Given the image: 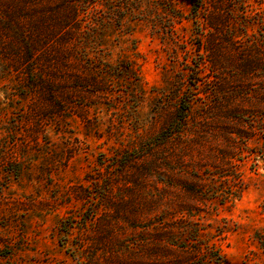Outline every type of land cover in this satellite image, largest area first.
<instances>
[{"label":"rangeland","instance_id":"rangeland-1","mask_svg":"<svg viewBox=\"0 0 264 264\" xmlns=\"http://www.w3.org/2000/svg\"><path fill=\"white\" fill-rule=\"evenodd\" d=\"M249 1L257 11H263L258 20L249 24L248 32L257 34L264 27V2L258 4V1L264 0ZM159 3L158 30L165 43L151 34L148 24L129 20L130 28L121 32V42L111 58L125 56L138 65L146 94L137 107L121 112L113 126L105 113H101L104 119L92 128L75 117L63 128L40 117L34 121L48 125L40 129L36 123L33 126V130L39 129L35 132L40 141L38 145L32 134L31 138L26 136L30 135L32 126L26 122L19 125L22 134L19 133L15 149L22 157L21 165L0 160V229L3 237L14 243L13 249L6 248L13 252L10 258H0V264H147L154 251L149 242L154 229L161 226L157 221L183 223L186 213L181 205L189 203L193 196L180 189L167 190L153 178L147 179L142 187L126 185L124 176H114L113 172L101 175L99 162L118 152H134L143 144L148 145V139L165 125L179 102L188 104L187 99L193 100L191 105L196 115L206 116L207 120L200 125V138L190 144L182 165L206 173L212 166H219L216 172L229 171L231 166L225 163L231 160L232 171L237 168L243 178L240 181L227 177L230 180L225 182L217 178L215 187L224 196L219 194L206 202V206L201 203L195 206L197 211H193L202 235L200 242L215 244L223 255V264H264V251L255 236L256 233L264 235V134L240 127L236 118L224 119L221 123L219 116L235 109L236 112H231L233 115L244 112L250 114L244 119L253 121L252 113L259 108L252 107L256 104L251 95H205L193 89L191 80L177 84L181 87L179 94L171 89L173 78L183 76L185 63L190 61L194 66L200 60L198 53L205 40V29L201 22L189 18L191 0H159ZM168 8L181 16L172 28L171 14L166 13ZM206 72L209 71L204 68L203 73ZM10 83L0 78V109H4L0 115L6 121L24 119L22 108L26 101L9 95ZM203 89L211 87L207 85ZM215 116L218 118L213 123L211 118ZM233 129H244L245 135L254 136L248 141L236 139L230 134ZM25 140L28 144H23ZM129 166L141 167L137 163ZM13 167L20 168L21 174L10 182L5 171ZM97 172L98 178L104 177L112 184L111 194L123 209L116 214L120 218L114 222L96 203L92 204L94 200L83 199L82 187L90 184L88 177ZM99 187L94 191H100L103 196L105 191ZM231 193L239 197L221 203ZM87 217H91L89 224L85 222ZM97 217L98 220L105 218L106 222L97 221ZM65 220H69L67 225H73L69 234L65 232L67 225L62 227ZM113 232L124 247L110 245L112 242L108 241ZM106 233L110 235L106 237ZM121 247L117 253L116 249ZM1 248L4 247L0 244V255L6 253ZM198 264H203L202 258Z\"/></svg>","mask_w":264,"mask_h":264},{"label":"trees","instance_id":"trees-1","mask_svg":"<svg viewBox=\"0 0 264 264\" xmlns=\"http://www.w3.org/2000/svg\"><path fill=\"white\" fill-rule=\"evenodd\" d=\"M262 2L258 1V4ZM160 4L159 0H0V78L11 82L9 95L26 101L22 108L24 119L6 121L0 115V160L21 165L22 157L15 148L19 144V133L22 134L19 125L25 122L32 126L28 131L30 135L26 136L31 138L33 135L38 145L40 141L35 132L47 123L63 128L75 117L87 128H92L104 119L101 113H105L113 126L121 112L137 107L146 94L138 65L125 56L116 60L111 58L121 42V32L130 28L129 20L148 24L153 31L151 34L165 43L158 30L161 23L156 9L161 7ZM257 10L249 0H191L189 18L202 23L205 40L199 49L200 60L194 66L190 61L186 62L184 77H174L171 89L179 94L181 87L177 84L181 80H191L193 89L205 95H251L256 104L252 107L259 108L255 113L248 111L252 113L253 121L244 119L250 117L244 112L233 115L231 112H236L233 109L230 113L219 114L221 123L224 119L236 118L240 127L264 134V27L257 34L248 32L250 22L258 20L263 12ZM166 13L171 14L172 28L181 16L174 9L168 8ZM204 68L209 72L203 73ZM207 85L211 89H203ZM192 101L187 99L188 104H185L181 100L165 125L148 139V145L143 144L134 152H118L99 162L101 175L113 172L114 176H124L126 185L142 187L147 179L153 178L157 183H163L167 190L180 189L193 196L189 203L181 205L186 213L183 223L157 221L161 226L154 229L149 242L154 251L147 264H198L201 258L203 264L224 262L215 244L200 242V223L193 210L200 203L206 206V202L216 199L219 194L224 196L215 187L217 178L221 182L229 181L227 177L240 181L243 178L237 168L232 171L231 160L225 163V166H231L229 171L216 172L219 166H212L206 173L182 165L190 144L200 138V125L207 120L206 116L196 115ZM40 117L47 123L42 125L34 121ZM217 118H211L212 122L216 123ZM35 123L39 125L36 131L32 129ZM4 124L7 125L4 127ZM242 130L233 129L230 134L247 141L253 138L254 135H245ZM129 163L141 167L131 169ZM5 172L12 182L20 176L21 169L13 167ZM98 175L97 172L88 177L90 184L82 187L83 199L94 200L92 204L96 203L114 222L120 218L116 214L123 209L111 194L112 184ZM96 186L104 189L103 196L100 191H94ZM237 197V193H231L221 203ZM88 218L91 217L85 219L86 224H89ZM96 220L106 222L105 218L98 220L97 217ZM68 222L65 220L62 227ZM72 226L67 225V234ZM106 234V237L110 235ZM3 236L0 229V244L4 247L1 250L6 252L0 258L8 259L13 252L6 248L13 249L14 243ZM182 236H186L184 243H181ZM255 236L264 251V235L256 233ZM120 240L113 232L108 242L117 248L123 246ZM123 247L116 249L117 253Z\"/></svg>","mask_w":264,"mask_h":264}]
</instances>
